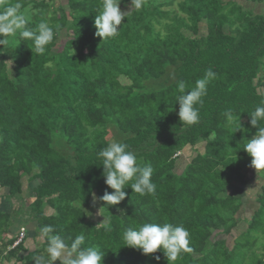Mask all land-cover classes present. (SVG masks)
I'll return each instance as SVG.
<instances>
[{
    "label": "trees",
    "instance_id": "1",
    "mask_svg": "<svg viewBox=\"0 0 264 264\" xmlns=\"http://www.w3.org/2000/svg\"><path fill=\"white\" fill-rule=\"evenodd\" d=\"M21 2L30 27L44 19L59 34L43 54H34L30 41L10 38L17 48L0 55V188L6 197H20L26 179L33 195L29 218L53 226L69 245L84 233L85 246L104 252L103 264H168L162 251L144 255L123 246V231L144 222L188 229L192 251L175 264H264V191L255 212L242 217V200L229 191L252 160L242 148L258 130L249 114L264 100V12L246 6L264 0H145L139 11L121 0L128 17L104 41L94 26L101 0ZM209 68L217 75L197 105L200 120L183 125L178 82L188 91ZM227 109L240 114L247 132L226 125ZM212 131L216 138L208 140ZM199 141L202 150L195 147ZM112 142L127 144L139 163L151 164L154 193L141 196L129 185L119 205L99 199L114 191L98 157ZM189 146L196 155L179 173L177 161ZM11 215L0 210V264L33 261L39 252L26 253L27 235L13 248L15 237L5 241ZM105 218L109 232L99 225Z\"/></svg>",
    "mask_w": 264,
    "mask_h": 264
},
{
    "label": "clouds",
    "instance_id": "2",
    "mask_svg": "<svg viewBox=\"0 0 264 264\" xmlns=\"http://www.w3.org/2000/svg\"><path fill=\"white\" fill-rule=\"evenodd\" d=\"M145 0H131L130 9L139 11L142 9ZM121 0H101L97 8V15L94 26L97 31L95 35L103 38H113L118 34L119 26L128 17L129 12L121 10ZM30 20L27 9L24 8L21 0L14 3H0V55L12 52L16 48L12 47V39L20 41H30L29 46L34 54L45 53L47 46L50 45L59 34L58 26L53 28L46 20L42 19L36 26L30 27ZM216 73L207 69L204 75L195 81V86L186 91L184 81H179L177 90L179 95L176 101L179 103L178 116L183 125H193L199 122L200 114L197 105L203 104V97L207 94L209 83L216 78ZM227 126H233V132L243 129L240 114L237 115L234 109H227L223 113ZM250 123L258 130L251 139H245L243 145L251 157V167L257 172H264V100L249 114ZM217 133L212 131L207 137L214 140ZM178 153L177 155H179ZM176 155V156H177ZM103 166L102 175L106 185L114 191H105L99 199L106 202L107 206L119 205L126 198L127 193L124 189L131 186L134 193L141 196L152 194L156 190V185L152 181L154 172L151 164H141L137 160L134 152L129 150V146L122 142L109 143L98 153ZM94 200L96 199L93 193ZM126 216L123 209L119 210ZM106 232L111 231V224L108 219L102 223ZM54 228L51 225L41 229V235L47 237L46 253L44 256H37L35 264H103L104 252L95 246H85L86 235L84 233L75 235L71 239V244H67L65 238L60 234H53ZM190 233L183 224L172 223H152L144 222L135 226L127 227L122 235L123 246L142 251L144 255H152L162 251L168 264H175L182 252H191ZM157 261L160 256H155Z\"/></svg>",
    "mask_w": 264,
    "mask_h": 264
},
{
    "label": "crops",
    "instance_id": "3",
    "mask_svg": "<svg viewBox=\"0 0 264 264\" xmlns=\"http://www.w3.org/2000/svg\"><path fill=\"white\" fill-rule=\"evenodd\" d=\"M240 180L242 183L238 182ZM252 181L255 182L254 186L256 190L259 191V192L257 191V195L255 196L254 199L248 193L254 187L253 185L252 186L250 185ZM237 184L239 185V187L237 186ZM233 185L238 187L240 190H243L242 193L240 194L235 193L242 200V210L239 213L240 216L244 215V213L253 214L255 210L258 208L259 196L264 191V172L258 173L255 168L251 167V162H250V164H248L243 171V177L238 178L237 182H235ZM1 194L2 196L0 198V210H4L5 212L12 214L11 215L12 225H11L9 232L6 233L5 241H10L14 237L16 239V237L19 235L21 231V228L24 226V228L26 227V231H27L26 233L27 236H26V239L24 240V246L26 249V253L39 252L36 255V257L44 256L45 258H47V253L45 251L46 246H47V237H44L41 235V229L43 228V226H41L40 223L36 222L35 220H31L29 218V213H30L29 208H30L31 200L26 205L20 204L17 207L15 206L16 203L13 201L14 200L13 198L10 199V201H13L12 203L10 202L11 204L3 200L4 198L8 199L6 197L7 192H1L0 195ZM30 196L32 197L33 195L30 194ZM20 197H17L15 199L20 200ZM47 208L45 207L46 212L52 213V210L50 208L49 209ZM23 210H26L27 213L22 212ZM34 260L33 261H28V260L17 261L15 259H11L10 261H6L3 264H35ZM59 263H60L59 261L55 262V264H59Z\"/></svg>",
    "mask_w": 264,
    "mask_h": 264
},
{
    "label": "rangeland",
    "instance_id": "4",
    "mask_svg": "<svg viewBox=\"0 0 264 264\" xmlns=\"http://www.w3.org/2000/svg\"><path fill=\"white\" fill-rule=\"evenodd\" d=\"M154 1H160V2H162V1H165V0H154ZM240 2H242V0H239ZM58 3H61V4H67V0H55V4L57 5ZM246 6L248 7V8H251L252 10H254L255 12H264V4H255V3H246ZM167 8V7H166ZM201 32L202 33H204L205 32V30L203 29V30H201ZM65 34H66V30H64V31H62V36H61V38H60V40H58V47L59 48H61L62 47V45H64V42L66 41V39H67V37L65 36ZM201 141H199L198 142V144L200 143ZM195 147H199V149H203V147H202V145L201 144H199V145H197V146H195ZM194 147V148H195ZM194 148H192V147H186L185 148V150H184V152L183 153H181V156H179V160L177 161V165H176V168H177V171L180 173V172H182L183 171V168L189 163V161H190V159L193 157V156H195L196 155V153H195V150H194ZM244 161L246 162V159H244ZM247 163V162H246ZM246 163L245 164H243V166H244V168L243 169H245L246 167ZM236 182H237V180H238V178H235L234 179ZM246 180H247V178H246ZM238 182H241V180L240 181H238ZM242 183V182H241ZM254 184H255V182L254 181H252V183L250 184L251 186L253 185L254 186ZM29 185H30V183H28L27 181H26V179H24V187H23V193L21 194V197H20V200H16L15 199V197H13V201L16 203L15 204V206H19L20 204L22 205H26L30 200H32L30 197L31 196H29V193H30V190H29ZM35 185V184H34ZM237 186L239 187V185L237 184ZM238 187H236L235 185H232V186H230L229 187V191L231 192V193H238V194H240V193H242V191L243 190H240ZM242 189V188H241ZM257 191L258 190H256V188H255V186L252 188V190L251 191H249L248 193L253 197V199L255 198V196L257 195ZM1 192H7L4 188H0V193ZM259 192V191H258ZM1 196H2V194L0 195V198H1ZM3 200H5L7 203L9 202H13V201H10V200H8V199H6V198H4ZM10 203V204H11ZM14 206V205H13ZM47 209H49V208H47ZM22 212H25V213H27V211L26 210H23ZM14 214V213H13ZM95 215L96 216H98L99 215V209L97 208V209H95ZM239 216H240V214H238ZM244 215H246V214H244ZM238 216V217H239ZM243 216V215H242ZM242 216H240V217H242ZM247 216H249V214H247ZM101 216H99V217H96V219H98V218H100Z\"/></svg>",
    "mask_w": 264,
    "mask_h": 264
},
{
    "label": "built area",
    "instance_id": "5",
    "mask_svg": "<svg viewBox=\"0 0 264 264\" xmlns=\"http://www.w3.org/2000/svg\"><path fill=\"white\" fill-rule=\"evenodd\" d=\"M25 235H26V231L24 229H21L19 235L17 236L15 242L12 244V246L10 248H13L17 245H19L20 243L23 242L24 238H25Z\"/></svg>",
    "mask_w": 264,
    "mask_h": 264
}]
</instances>
